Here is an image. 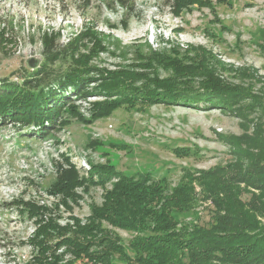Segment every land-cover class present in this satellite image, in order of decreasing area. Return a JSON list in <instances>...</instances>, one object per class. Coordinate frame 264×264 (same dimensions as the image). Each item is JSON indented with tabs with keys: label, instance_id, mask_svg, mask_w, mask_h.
<instances>
[{
	"label": "rangeland",
	"instance_id": "1",
	"mask_svg": "<svg viewBox=\"0 0 264 264\" xmlns=\"http://www.w3.org/2000/svg\"><path fill=\"white\" fill-rule=\"evenodd\" d=\"M230 1L232 5H197L178 14L173 0H0V38L4 35L0 40V77L21 80L40 65L45 33H60L62 43L90 29L107 48L93 57L100 66H128L139 62L141 53H171V44L184 52L192 45L184 62L191 61L195 53L196 63L212 66L226 82L249 89L236 105L240 112L202 107L204 102L197 108L164 103L119 107L93 123L71 117L70 124L57 128L47 139L21 129L11 118L5 119L0 123V264H26L32 253L26 242L35 225L15 200L58 202L60 210L54 212L60 214L61 224L70 215L84 221L91 205L103 201L104 189L99 185L89 190L78 187L81 197L77 202L68 199L71 209L65 207L62 195L48 193L57 177V162L67 166V157L80 174H87L92 163L110 162L122 172L150 171L156 178L166 176L172 186L184 167L211 169L233 164L224 175L240 171V177L243 170L233 151L249 150L240 145L246 134L252 139L255 134L264 136V115L256 105L264 103V0ZM54 66L65 68L66 64ZM155 68L167 73L160 64ZM198 82L195 79L193 84ZM96 98L102 96L78 101L81 112L88 116L89 102ZM176 147L191 148L194 153L178 155ZM239 185L250 188L243 179ZM194 186L200 218L186 216L182 222L190 225L197 220L208 225L212 222V197H207L196 181ZM249 196L244 194L245 200ZM112 229L126 244L132 238L131 232Z\"/></svg>",
	"mask_w": 264,
	"mask_h": 264
},
{
	"label": "trees",
	"instance_id": "2",
	"mask_svg": "<svg viewBox=\"0 0 264 264\" xmlns=\"http://www.w3.org/2000/svg\"><path fill=\"white\" fill-rule=\"evenodd\" d=\"M173 2L178 14L197 5L233 4L230 0ZM59 35L45 33L44 61L21 80L0 77V123L11 118L21 129L47 139L57 128L70 124L71 117L93 123L119 107L164 103L197 108L204 102L202 107L240 112L236 105L249 93L247 87L223 80L212 66L196 63L195 53L191 61L184 62L192 45L184 52L174 44L171 53L151 49L139 55V62L111 69L93 62L94 56L107 49L97 32L85 29L62 43ZM57 62L66 67H55ZM157 64L165 75L156 70ZM195 79H199L197 85ZM98 95L102 98L89 102L88 116L81 112L77 102ZM256 105L264 115V103ZM255 135L240 138L244 140L240 145L249 150L233 151L243 170L240 177V171L224 175L233 164L211 169L184 167L175 186L166 176L122 172L110 162L92 163L87 174H80L69 157L67 166L58 161L57 177L48 193L62 195L65 207L71 209L68 199L79 200L78 187L89 190L99 185L104 189L103 201L91 205L84 221L70 215L61 224L60 214L54 212L60 210L58 202L15 200L35 225L26 242L32 250L26 264H264V136ZM251 139L255 147L250 146ZM174 150L178 155L194 153L185 147ZM241 179L250 188L241 189ZM195 181L212 197L208 225L197 220L190 225L182 222L186 216L200 218L195 208ZM244 194L250 195L248 200ZM112 228L131 232L132 238L126 244Z\"/></svg>",
	"mask_w": 264,
	"mask_h": 264
},
{
	"label": "water",
	"instance_id": "3",
	"mask_svg": "<svg viewBox=\"0 0 264 264\" xmlns=\"http://www.w3.org/2000/svg\"><path fill=\"white\" fill-rule=\"evenodd\" d=\"M32 64V66H34V64L33 63H31Z\"/></svg>",
	"mask_w": 264,
	"mask_h": 264
}]
</instances>
